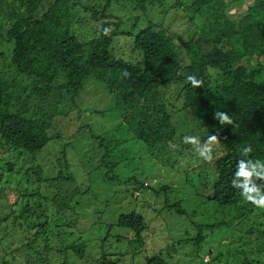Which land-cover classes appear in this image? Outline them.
I'll use <instances>...</instances> for the list:
<instances>
[{
    "label": "trees",
    "instance_id": "1",
    "mask_svg": "<svg viewBox=\"0 0 264 264\" xmlns=\"http://www.w3.org/2000/svg\"><path fill=\"white\" fill-rule=\"evenodd\" d=\"M164 1L103 0L88 6L87 1L81 0H0V151L13 159L4 162L8 172L15 168L19 172L23 170L27 182L33 179L36 189L32 191H38L37 198H33L27 189L15 188L19 194L23 191L20 196L28 205L31 203L38 209L31 214L25 209L21 212L31 227L26 228L29 233L16 249L27 259H33V253L49 251L57 258L59 255H55L61 247L59 252L65 254L60 255L58 264H126L124 253L110 251L114 244H126L130 264H169V244L159 247L153 234L148 240L149 223H155L154 217L149 218L129 204L120 206L117 214L111 209L107 215L109 202L97 203L90 199L75 182L64 154L56 158L55 174L44 168L42 158L38 160L52 140L49 129L54 117L59 115L58 104L76 106L79 93L88 81L104 83L112 107L120 117V124L113 129V138H109L112 144H119L115 141L120 134L132 132L149 149L150 160L155 161L154 156L159 151L164 154L163 148L175 141L180 142L182 149L194 148L183 142L185 136L198 137L204 143L209 135L219 134V143L213 146L216 153L213 168L200 172L207 181L201 182L206 190L203 196L218 205L234 204L227 207L232 214L243 209L242 197L231 185L237 161L245 158L241 156V149L251 146L247 159L264 161V0H189L186 6L201 12L204 20H199L203 21V33H192L194 39L184 43L188 49L193 43L200 47L188 64L179 62L172 37L151 20L142 24L133 40L134 47L142 51L143 64L115 57L109 50L113 37L128 32L118 27L110 35H103V28L122 23L120 18L112 22L117 16L110 11L111 5L120 8L121 3H127L144 8L146 3L160 5ZM240 2L246 6L243 15L235 19L228 17L225 11ZM181 3L177 0L173 5L179 7ZM82 9L97 21L98 36L86 41L71 31L74 21L83 22L77 15ZM244 58L247 62L242 61ZM125 72L129 75L125 76ZM188 75L202 79L203 86L193 88L186 80ZM166 89H170V96ZM172 96L179 99L176 109L185 111L186 124L190 125L182 130L172 119ZM216 110L228 113L234 123L221 126L214 119ZM95 138H99L100 145L106 142L101 136ZM69 145L66 142L58 149L65 152ZM26 163L28 166L24 168ZM3 176L0 172V178ZM126 181L132 183V178ZM133 183L136 188L140 187L135 176ZM184 187L182 191L164 186L163 190L169 191L166 199L170 200L164 207L189 214L194 206L187 201L194 204L197 193L191 183ZM47 207L51 213L43 210ZM193 212L197 213V209ZM74 216L88 221L78 223L77 229H86L85 233L93 230L90 236L96 234L90 250L89 235L72 237L73 231L67 229L76 222ZM158 224L157 235L167 232L166 227L160 230ZM115 227L131 232L132 237L112 234ZM21 228H24L22 224ZM258 235L264 237V228ZM148 242L150 246L146 250ZM39 243H42L40 252ZM211 259L217 262L219 256ZM40 262L46 264V259ZM25 263L29 264L27 260ZM244 263L249 264L246 259Z\"/></svg>",
    "mask_w": 264,
    "mask_h": 264
},
{
    "label": "rangeland",
    "instance_id": "2",
    "mask_svg": "<svg viewBox=\"0 0 264 264\" xmlns=\"http://www.w3.org/2000/svg\"><path fill=\"white\" fill-rule=\"evenodd\" d=\"M84 1H87L89 6V4L99 3L103 0H81V2ZM175 2L177 0H165L164 4L160 5L146 3L144 8L127 3H121L122 6L116 8L112 4L110 11L117 16L112 18V22H117L120 18L122 23L111 25L110 28L113 30L119 27L120 30L128 33L113 37L109 46L111 53L126 61L143 64L142 51L134 47L133 40L142 24L151 20L170 34L178 48L179 62L181 64L190 63L200 47L193 43V46L191 45V48L188 49L184 43L189 39H194L192 33L196 32L198 35L203 33V21L199 20H204V16L201 12L196 13L186 6L190 2L189 0H181L182 3L179 7H174ZM245 9L244 3L240 2L231 6L225 13L228 17L235 19V17H241ZM77 15L83 22L74 21L72 33L84 41L98 36L95 32L97 21L93 20L90 13L82 9ZM137 19L140 21L134 25ZM190 35L191 37H189ZM242 61L247 62V59L244 58ZM170 84L172 83L167 85ZM166 91L170 96V89H166ZM174 98H171L173 107L170 111L173 121L182 130L190 125L186 124L185 111L176 109L180 102L179 99ZM58 110H60L59 115L54 117L49 129L52 140L47 150L40 153L38 160L42 158L44 168L52 170V173L55 174L58 168H56V158L64 154V159L70 163V170L75 182L89 194L90 199L97 203L109 202L105 210L107 215L112 212L111 209L117 214L121 210L120 206L129 204L136 211L148 214L149 218L154 217L155 223H149L151 229L147 232L148 240L153 234V239L158 241L159 247L169 244L167 249L170 254L169 264H242L245 259L249 264H264V237L258 235L264 228V224L258 226L264 222V209L243 201V209L236 210L232 214L227 207L234 204L218 205L215 201L203 196V192L206 190L201 182L207 181L203 179L200 172L204 168H213V159L216 156L214 151L213 159L204 161L196 154L194 148L182 149L180 142L175 141L170 146L163 148L164 154L159 151L153 161L147 158L151 157L147 146L144 142L136 139L132 132L120 134L115 141L119 144L117 146L112 144L113 140L109 138H113L115 132L113 129L120 124V117L112 107L111 97L104 83L98 80L85 83L84 90L79 93L76 106L65 105L63 102L58 104ZM186 118L197 122L192 117ZM95 136H101L106 142L100 145L99 138H95ZM66 142H70V145L67 146L65 152H61L58 147ZM107 142H110L109 149ZM11 156H15V154L11 153ZM0 157H3V160H0V172L4 174L0 178V263L5 260V264H27L25 263L27 260L29 264H42L40 259H46V264H58L61 261L60 255L65 254V252H59L61 247L55 255H59L57 258L52 257V252L49 251L42 254L33 253L34 258L27 259L21 254V250L16 249L21 246L23 236L29 233L26 228L30 229L31 227L27 226L25 216L21 212L25 209L28 214H31L38 209H35L31 203L28 205L26 200L21 197L23 191H21V195L15 188L18 186L20 189H27L31 194L33 193V198H37L38 191H32V189H36L32 183L33 179L31 178V182H27V176L25 177L23 170L19 172L15 168L13 172H8L4 162L13 159L8 158L7 152L0 151ZM17 163L19 162L17 161ZM27 166L28 163L24 168ZM107 169L115 170L110 172ZM134 176L135 181L140 184L139 188H136L133 183ZM129 177L132 178L130 181L132 183L126 181ZM187 183H191L195 187L197 199L194 204L191 200L187 202L191 207L194 206L197 209V213L193 212L194 208L189 214H179L166 206L164 207L165 204H170V200L166 199L169 191L163 190V187L168 185L171 189L184 191V184ZM208 192H210V183H208ZM183 198L186 196L183 195ZM49 207L43 210L51 213ZM54 210L57 212L56 208ZM69 215L72 216V214ZM5 216L7 217L5 218ZM54 216L56 215L54 214ZM74 218L76 217L74 216ZM145 219L147 222L148 218ZM85 222L88 221L76 218V222L67 226V229L73 231L72 237L78 235L84 238L89 235L87 244L90 250L96 234L90 236L93 230L85 233L86 229H77L78 223ZM157 222L160 223L158 224L160 230H164L166 227L169 234L165 232L157 235L160 233L156 225ZM21 224L24 228H21ZM201 225L203 229H201ZM33 231L34 229H31V232ZM118 233L132 237L131 232L124 231L121 227H115L112 234ZM174 242L176 244L173 246ZM149 246L148 242L146 250ZM41 247L42 243H39L37 245L39 252L42 251ZM110 251L117 254L124 253L125 263L130 264L129 253H125L128 251L126 244L118 246L114 244ZM214 256H219L217 262L212 261L211 257L214 258ZM205 258L207 259L205 260ZM70 260L71 258L69 262ZM74 264H78V262Z\"/></svg>",
    "mask_w": 264,
    "mask_h": 264
},
{
    "label": "clouds",
    "instance_id": "3",
    "mask_svg": "<svg viewBox=\"0 0 264 264\" xmlns=\"http://www.w3.org/2000/svg\"><path fill=\"white\" fill-rule=\"evenodd\" d=\"M111 31L110 27L102 29L105 36L110 35ZM124 75L129 74L125 72ZM186 80L193 88L197 89L201 88L204 83L202 79H198L195 75H188ZM214 119L221 126L234 123L228 113L218 110L214 112ZM219 140V134H216L209 135L204 143H201L200 139L195 136H185L183 142L193 145L194 151L202 160L211 161L213 159V146L218 144ZM251 152V146L241 149V156L245 158L237 161L231 185L239 191L243 201L264 209V183H257V181H264V161L247 159Z\"/></svg>",
    "mask_w": 264,
    "mask_h": 264
}]
</instances>
